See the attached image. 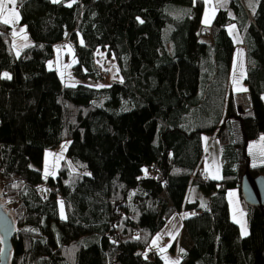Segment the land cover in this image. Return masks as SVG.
I'll return each mask as SVG.
<instances>
[{
  "label": "trees",
  "instance_id": "trees-1",
  "mask_svg": "<svg viewBox=\"0 0 264 264\" xmlns=\"http://www.w3.org/2000/svg\"><path fill=\"white\" fill-rule=\"evenodd\" d=\"M15 5L29 44L15 55L12 27L0 21V201L15 225L10 264H163L148 252L150 239L182 209L193 214L182 219L177 264H264V202L247 204L240 192L246 169L264 177L248 155L264 137V0H226L207 30L202 0ZM229 23L245 51L247 96L230 86ZM64 43L74 78L104 84L109 72L96 53L114 61L119 78L63 86L47 63ZM205 134L219 148L217 179L202 160ZM64 141L69 163L44 179L43 151ZM189 184L204 205L183 203ZM229 190L239 193L246 235L230 219Z\"/></svg>",
  "mask_w": 264,
  "mask_h": 264
},
{
  "label": "rangeland",
  "instance_id": "rangeland-1",
  "mask_svg": "<svg viewBox=\"0 0 264 264\" xmlns=\"http://www.w3.org/2000/svg\"><path fill=\"white\" fill-rule=\"evenodd\" d=\"M57 1V0H52ZM203 2V11L200 20V30H204L203 24L208 23L206 29H208L209 24L211 23L213 16L215 15L217 9H226V0H202ZM11 3V5H10ZM13 0H0V13L6 6L9 8V11L14 7L15 4L12 5ZM3 6V7H2ZM4 13H6L4 11ZM18 15V14H17ZM16 15V16H17ZM8 21H11L9 16ZM12 25V35L16 41V47L14 48V54L18 55L19 50L24 47V41L28 40L27 34L25 32V27L23 25H18L16 22ZM202 27V28H201ZM226 32L229 35L234 51L232 54L231 60V67H230V86L232 88V92L240 93L246 89V85L244 84V77H245V52L244 48L242 47L241 37L238 32V29L234 23H229L226 26ZM210 40V37L207 39ZM206 41V40H205ZM99 52V51H98ZM96 63L101 68V70H107L109 72V76L104 78V84L100 81H91L85 80L81 81L70 74V67L75 63L72 58V50L71 45L61 44L59 45L58 49L55 52L54 59L50 60L47 63V67L49 69H55L57 76L62 83L63 86H74L78 83H83L89 86H100L110 83L111 81L117 80L119 77L117 75V69L115 67L114 61L112 59H104L102 53H96ZM3 76H6L4 73ZM205 136H209L206 135ZM203 141V140H202ZM68 146V142L64 141L58 145L55 149H45L42 155V163L40 168H38L40 174L44 179L49 177H55L58 173L61 164L69 163L65 156V151ZM210 145L203 141V161L204 159H211L212 162L209 165L208 171H210V175L212 178H219V169L220 163L219 159L215 160V154L213 150H208ZM215 145L212 146V148ZM234 194V193H233ZM232 196H229V203L230 209L233 214V202ZM205 197L203 194L194 186L189 184L186 187L183 203L191 202L194 200H199L201 205H204ZM61 204V203H60ZM62 207L60 206V216L63 215ZM193 212L191 211H184L183 209L179 212L174 213L171 215L163 225V227L150 239L148 245V252L156 253L160 259L162 260L163 264H177L179 260V253L181 249L178 244V239L181 224L183 218L192 215ZM176 241V242H175ZM174 244L173 248L171 245Z\"/></svg>",
  "mask_w": 264,
  "mask_h": 264
},
{
  "label": "crops",
  "instance_id": "crops-1",
  "mask_svg": "<svg viewBox=\"0 0 264 264\" xmlns=\"http://www.w3.org/2000/svg\"><path fill=\"white\" fill-rule=\"evenodd\" d=\"M57 1H59V0H57ZM14 4H15V0H13L12 5H14ZM10 5H11V3H10ZM4 11L6 13H4ZM16 15H17L16 5H15L14 9L12 8L10 11H9V8L7 6L5 8L3 7V9L0 13V21H3L5 23L9 24L12 27L11 24H14V22L17 23L18 15L17 16ZM6 16H9L11 21H8V19H7L8 17H6ZM207 25H208V23L203 24L204 30H207L206 29ZM207 39L208 38H205L204 40L203 39L202 40L206 44H210L211 39L209 41ZM23 44H24V46L28 45L29 40H25ZM59 45H61V44H56L54 46L53 59H54L55 52L58 49ZM66 45H68V44H66ZM242 47H243V45H242ZM53 70H55V69H53ZM238 94H244L245 96H247V90H244ZM202 140L206 141L210 145L208 150H213L214 154L216 155L215 160L217 161L219 159V148H218L216 140L214 139V136L213 135H209V136L203 135ZM203 141H202V146H203ZM213 145H215V147L212 148ZM248 155L251 159L252 165H258V164L264 165V137H259L258 139L251 142L248 145ZM202 160H203V158H202ZM204 160H205L204 166H205L206 172L210 173V171H208L207 168L209 169V165L211 164L212 160L207 159V157ZM219 163H220V160H219ZM219 175H220V169H219ZM230 195H233L232 196V202H233V208H234L233 214L231 212L230 203H229V196ZM226 199H227V203H228V207H229L230 219L238 226L240 234L246 235L247 225H246L245 214H244V210H243V207H242V204L240 201L239 193L236 190H229L226 193ZM176 241H177V239H176Z\"/></svg>",
  "mask_w": 264,
  "mask_h": 264
},
{
  "label": "water",
  "instance_id": "water-1",
  "mask_svg": "<svg viewBox=\"0 0 264 264\" xmlns=\"http://www.w3.org/2000/svg\"><path fill=\"white\" fill-rule=\"evenodd\" d=\"M240 192L247 204H261L264 202V177H251L246 169L241 178ZM9 208L0 201V264H10L11 239L15 234V225L8 213Z\"/></svg>",
  "mask_w": 264,
  "mask_h": 264
},
{
  "label": "built area",
  "instance_id": "built-area-1",
  "mask_svg": "<svg viewBox=\"0 0 264 264\" xmlns=\"http://www.w3.org/2000/svg\"><path fill=\"white\" fill-rule=\"evenodd\" d=\"M103 75H104V76H107V72L104 71V72H103ZM199 172H202V169H201V168H199ZM206 177H207L206 174H204V178H206Z\"/></svg>",
  "mask_w": 264,
  "mask_h": 264
}]
</instances>
